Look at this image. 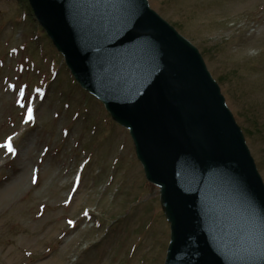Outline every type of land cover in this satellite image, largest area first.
I'll list each match as a JSON object with an SVG mask.
<instances>
[{
    "label": "rangeland",
    "instance_id": "rangeland-1",
    "mask_svg": "<svg viewBox=\"0 0 264 264\" xmlns=\"http://www.w3.org/2000/svg\"><path fill=\"white\" fill-rule=\"evenodd\" d=\"M149 4L198 48L264 181V0ZM160 196L26 0H0V264H166Z\"/></svg>",
    "mask_w": 264,
    "mask_h": 264
},
{
    "label": "water",
    "instance_id": "water-1",
    "mask_svg": "<svg viewBox=\"0 0 264 264\" xmlns=\"http://www.w3.org/2000/svg\"><path fill=\"white\" fill-rule=\"evenodd\" d=\"M30 3L162 186L166 264H264V182L198 49L147 0Z\"/></svg>",
    "mask_w": 264,
    "mask_h": 264
},
{
    "label": "snow or ice",
    "instance_id": "snow-or-ice-1",
    "mask_svg": "<svg viewBox=\"0 0 264 264\" xmlns=\"http://www.w3.org/2000/svg\"><path fill=\"white\" fill-rule=\"evenodd\" d=\"M40 91V89H37V92H39ZM21 96H23V90H21ZM17 103H21V101H17ZM24 105L21 103V107H23ZM32 112H33V110L31 109V108H29L28 109V119L29 120H32L34 117H33V115H32ZM8 148H9V151H11V152H15V149L14 148H12V146H11V144L9 143L8 144ZM86 214V213H85ZM69 223L71 224V223H73L72 221H69Z\"/></svg>",
    "mask_w": 264,
    "mask_h": 264
},
{
    "label": "bare ground",
    "instance_id": "bare-ground-1",
    "mask_svg": "<svg viewBox=\"0 0 264 264\" xmlns=\"http://www.w3.org/2000/svg\"><path fill=\"white\" fill-rule=\"evenodd\" d=\"M95 1H99V0H89L90 3H93V2H95ZM253 247H254V248H258V246H253ZM232 260H233V259H230V258H229V261H232ZM225 261H226V260H225ZM225 261H224V262H225ZM224 262H223V259H222V260H220V261H215L214 264H224ZM207 264H210V263H207Z\"/></svg>",
    "mask_w": 264,
    "mask_h": 264
}]
</instances>
